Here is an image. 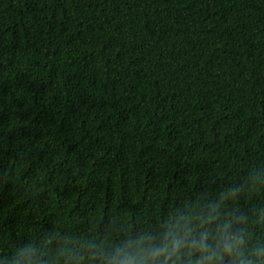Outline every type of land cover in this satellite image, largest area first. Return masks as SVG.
Returning a JSON list of instances; mask_svg holds the SVG:
<instances>
[{
    "label": "trees",
    "instance_id": "trees-1",
    "mask_svg": "<svg viewBox=\"0 0 264 264\" xmlns=\"http://www.w3.org/2000/svg\"><path fill=\"white\" fill-rule=\"evenodd\" d=\"M260 166L264 0H0V258Z\"/></svg>",
    "mask_w": 264,
    "mask_h": 264
},
{
    "label": "clouds",
    "instance_id": "clouds-1",
    "mask_svg": "<svg viewBox=\"0 0 264 264\" xmlns=\"http://www.w3.org/2000/svg\"><path fill=\"white\" fill-rule=\"evenodd\" d=\"M264 166L227 178L151 220L106 215L84 234L41 231L0 264H264Z\"/></svg>",
    "mask_w": 264,
    "mask_h": 264
}]
</instances>
